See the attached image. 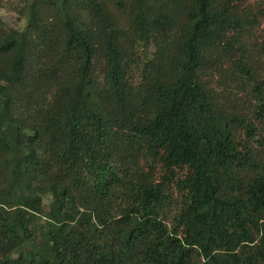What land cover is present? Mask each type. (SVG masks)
<instances>
[{
  "label": "trees",
  "instance_id": "obj_1",
  "mask_svg": "<svg viewBox=\"0 0 264 264\" xmlns=\"http://www.w3.org/2000/svg\"><path fill=\"white\" fill-rule=\"evenodd\" d=\"M15 8L0 264H264V0Z\"/></svg>",
  "mask_w": 264,
  "mask_h": 264
},
{
  "label": "rangeland",
  "instance_id": "obj_2",
  "mask_svg": "<svg viewBox=\"0 0 264 264\" xmlns=\"http://www.w3.org/2000/svg\"><path fill=\"white\" fill-rule=\"evenodd\" d=\"M18 0H0V19L9 26L22 27L24 25V18L19 17V13L16 10ZM48 195H42V201L44 205L48 203ZM49 221L41 216H36L35 219L29 224V227L35 233L36 237H39L40 229L42 227H48Z\"/></svg>",
  "mask_w": 264,
  "mask_h": 264
}]
</instances>
